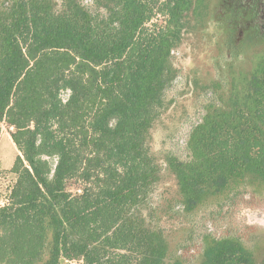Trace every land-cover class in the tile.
I'll return each instance as SVG.
<instances>
[{"label":"trees","instance_id":"obj_1","mask_svg":"<svg viewBox=\"0 0 264 264\" xmlns=\"http://www.w3.org/2000/svg\"><path fill=\"white\" fill-rule=\"evenodd\" d=\"M217 6L0 0V132L20 154L0 264H264V35L235 49ZM186 41L199 78L174 64Z\"/></svg>","mask_w":264,"mask_h":264},{"label":"rangeland","instance_id":"obj_2","mask_svg":"<svg viewBox=\"0 0 264 264\" xmlns=\"http://www.w3.org/2000/svg\"><path fill=\"white\" fill-rule=\"evenodd\" d=\"M199 51L196 50V45L191 41L184 42L181 47L176 52V57L174 59V64L177 68L181 69L185 74L191 73V75L199 78L201 77L200 71L201 66H205L201 59H203L202 55H199ZM242 57V56H241ZM208 67L205 66L204 70H207ZM187 72V73H186ZM183 73V74H184ZM182 89V86L176 85L172 86L169 94L172 96H177V92ZM185 100V99H183ZM186 109H189L188 100L184 103H181ZM190 111H193V109ZM189 112V111H188ZM179 122L173 123L164 126L162 131L159 133L158 138L156 140V148L158 150H166V149H176V143L178 137L185 132L187 129V123L183 122L179 124ZM12 128H10L7 124H1V132H0V206H4L8 202V196L10 194V190L16 181V175L11 172V169L15 163L16 157L19 154L15 145L11 140L10 133L12 132ZM167 185L171 184V180H168ZM82 189V183L77 180H72L68 182V190L71 194H78ZM257 224L252 225L251 231L252 236L256 239L257 245L260 247L264 245V227H256ZM260 226V225H258ZM264 251V246L263 250ZM264 254V252H263ZM262 254V255H263ZM62 264H84L79 260H64Z\"/></svg>","mask_w":264,"mask_h":264},{"label":"flooded vegetation","instance_id":"obj_3","mask_svg":"<svg viewBox=\"0 0 264 264\" xmlns=\"http://www.w3.org/2000/svg\"><path fill=\"white\" fill-rule=\"evenodd\" d=\"M212 1L218 3L214 11L217 12V18L221 25H223L222 19L225 13L230 14V19L226 20L227 24L236 29L235 49L240 46L245 35L253 38L264 35V0ZM214 24H217V22Z\"/></svg>","mask_w":264,"mask_h":264},{"label":"built area","instance_id":"obj_4","mask_svg":"<svg viewBox=\"0 0 264 264\" xmlns=\"http://www.w3.org/2000/svg\"><path fill=\"white\" fill-rule=\"evenodd\" d=\"M79 261H81V262H82V260H79Z\"/></svg>","mask_w":264,"mask_h":264}]
</instances>
